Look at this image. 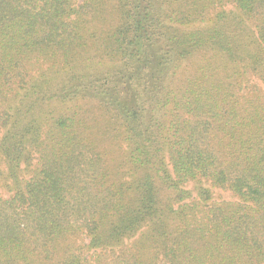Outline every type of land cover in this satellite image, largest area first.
<instances>
[{
    "label": "trees",
    "instance_id": "obj_1",
    "mask_svg": "<svg viewBox=\"0 0 264 264\" xmlns=\"http://www.w3.org/2000/svg\"><path fill=\"white\" fill-rule=\"evenodd\" d=\"M0 264H264V0H0Z\"/></svg>",
    "mask_w": 264,
    "mask_h": 264
},
{
    "label": "rangeland",
    "instance_id": "obj_2",
    "mask_svg": "<svg viewBox=\"0 0 264 264\" xmlns=\"http://www.w3.org/2000/svg\"><path fill=\"white\" fill-rule=\"evenodd\" d=\"M187 189L191 190L192 193L194 194V187L192 184H189L187 186ZM212 195L215 200H230V201H235L236 199L232 197V195L228 192L221 191L218 189H212Z\"/></svg>",
    "mask_w": 264,
    "mask_h": 264
}]
</instances>
